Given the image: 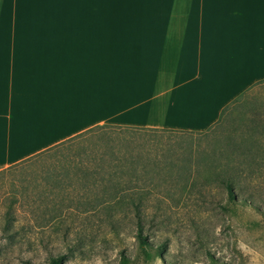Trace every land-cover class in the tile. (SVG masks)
I'll list each match as a JSON object with an SVG mask.
<instances>
[{
    "label": "crops",
    "instance_id": "obj_1",
    "mask_svg": "<svg viewBox=\"0 0 264 264\" xmlns=\"http://www.w3.org/2000/svg\"><path fill=\"white\" fill-rule=\"evenodd\" d=\"M264 80V0H0V172L102 126L202 132Z\"/></svg>",
    "mask_w": 264,
    "mask_h": 264
},
{
    "label": "rangeland",
    "instance_id": "obj_2",
    "mask_svg": "<svg viewBox=\"0 0 264 264\" xmlns=\"http://www.w3.org/2000/svg\"><path fill=\"white\" fill-rule=\"evenodd\" d=\"M233 159L247 168L234 202L216 172ZM119 181L143 195L146 246L132 207L100 204ZM60 256L62 264H264V83L206 134L97 127L1 171L0 264Z\"/></svg>",
    "mask_w": 264,
    "mask_h": 264
},
{
    "label": "trees",
    "instance_id": "obj_3",
    "mask_svg": "<svg viewBox=\"0 0 264 264\" xmlns=\"http://www.w3.org/2000/svg\"><path fill=\"white\" fill-rule=\"evenodd\" d=\"M261 83H264V80L259 82L258 84H261ZM258 84H256V85H258ZM252 88H250L249 90H247L246 92L241 94L239 97H237L234 101L229 103L222 110V113H221L219 120L215 124H213L210 128H208L206 131H202V132L179 131V130H167V131H176V132H182V133H198V134H206L207 132H210L215 127H218V126L223 124V121L226 118L227 114L230 111H232V109L238 103H240V101L242 99H244L247 96L248 92ZM102 127H114V126H102ZM118 128H122V127H118ZM135 128H138V127H135ZM139 129H145V128H139ZM72 139H70V140H72ZM70 140H68L62 144H59L55 147L63 145L65 143L69 142ZM54 148H51V149H54ZM47 151H49V150H47ZM47 151L41 152L39 155H41ZM39 155H37V157ZM237 163L238 162L235 159L229 160L221 167V172H219V168L216 169L217 175L219 176V180L222 183L221 185L227 190L228 198L233 202L236 201V199L238 197L237 188H236L238 186L237 176L240 172L244 173L247 169L246 166L242 169L241 166L239 165V163L238 164ZM247 171L249 174L251 173L250 169ZM111 189H112L111 192L106 195L107 197L104 198L100 204L102 206H105V210H107L109 212L112 209H116V208L129 209V207H132L136 211V216L138 218V234H137V237L140 240L141 244L143 246H146L148 244V241L146 239H144L143 233H144L145 228H144V226H142V219H141V214H142L141 212H142V208L144 205L143 195L137 196L136 194H132V193L128 192L130 190V186L127 183L120 182V181L113 183L111 185ZM160 249L162 251V248H160ZM63 260H64L63 257L60 256L58 258L53 259L52 264H62Z\"/></svg>",
    "mask_w": 264,
    "mask_h": 264
}]
</instances>
